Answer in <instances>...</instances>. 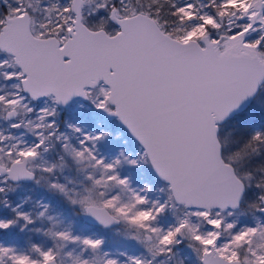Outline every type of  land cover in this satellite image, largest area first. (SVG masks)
<instances>
[{"label": "snow or ice", "instance_id": "1", "mask_svg": "<svg viewBox=\"0 0 264 264\" xmlns=\"http://www.w3.org/2000/svg\"><path fill=\"white\" fill-rule=\"evenodd\" d=\"M0 264H264V0H0Z\"/></svg>", "mask_w": 264, "mask_h": 264}, {"label": "rangeland", "instance_id": "2", "mask_svg": "<svg viewBox=\"0 0 264 264\" xmlns=\"http://www.w3.org/2000/svg\"><path fill=\"white\" fill-rule=\"evenodd\" d=\"M91 119H93L95 121H99L101 124H103L104 126L109 128L111 130V132L113 133V135H115L117 132L123 133V136L121 137V140L127 139L128 140V144L126 146L128 147L129 150L134 151L133 142L127 136V133L124 132L122 127L115 120L101 118L98 114H91ZM121 140H114V141H111V142L113 144H115L116 146H121ZM65 214H66V216H68L69 219H72L71 214H70V212L67 209H65ZM80 223H81L80 221H77V225H79Z\"/></svg>", "mask_w": 264, "mask_h": 264}, {"label": "trees", "instance_id": "3", "mask_svg": "<svg viewBox=\"0 0 264 264\" xmlns=\"http://www.w3.org/2000/svg\"><path fill=\"white\" fill-rule=\"evenodd\" d=\"M81 222V221H80ZM80 225V224H79ZM79 225H77V227L79 228ZM113 238L112 237H110V241L112 240ZM110 247L111 246H113L112 244H111V242H110V245H109ZM129 250H131V246L129 245Z\"/></svg>", "mask_w": 264, "mask_h": 264}, {"label": "water", "instance_id": "4", "mask_svg": "<svg viewBox=\"0 0 264 264\" xmlns=\"http://www.w3.org/2000/svg\"><path fill=\"white\" fill-rule=\"evenodd\" d=\"M99 115V114H98ZM101 118H106V119H109V118H107V117H104L103 115H99ZM110 120H112V119H110Z\"/></svg>", "mask_w": 264, "mask_h": 264}]
</instances>
